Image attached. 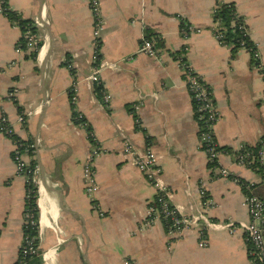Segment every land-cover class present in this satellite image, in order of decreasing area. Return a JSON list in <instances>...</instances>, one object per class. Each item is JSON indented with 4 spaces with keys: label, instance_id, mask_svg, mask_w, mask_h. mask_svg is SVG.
<instances>
[{
    "label": "crops",
    "instance_id": "0c3cea01",
    "mask_svg": "<svg viewBox=\"0 0 264 264\" xmlns=\"http://www.w3.org/2000/svg\"><path fill=\"white\" fill-rule=\"evenodd\" d=\"M219 2L235 4L264 66V0H100L97 50L88 0H6L10 10L36 26L35 58L26 56L28 50L16 52L21 30L3 13L0 0V116L36 147L33 157L24 158L35 160L39 264H123L126 257L139 264H249L243 230L228 232L214 224L247 222L236 178L250 183L262 178L227 151L218 161L230 177L209 171L191 97L173 56L185 51L211 88L218 146L237 150L264 136V76L246 48L232 54L216 38L212 13ZM180 18L199 31L183 35ZM143 34L159 36V58L137 51ZM95 53L108 102L88 80ZM19 109L25 112L23 123L17 121ZM78 115L103 148L94 164L95 201L103 216L84 190L91 141L86 126L75 122ZM125 140L139 153L151 146L162 168L159 180L180 215L204 213L213 224L172 233L163 219L145 224L156 188L123 151ZM13 150L12 138L0 132V264L17 261L23 238L25 178L16 172Z\"/></svg>",
    "mask_w": 264,
    "mask_h": 264
},
{
    "label": "built area",
    "instance_id": "2783aa9c",
    "mask_svg": "<svg viewBox=\"0 0 264 264\" xmlns=\"http://www.w3.org/2000/svg\"><path fill=\"white\" fill-rule=\"evenodd\" d=\"M6 0H1L4 4ZM89 7L93 17V43L94 48L97 50L100 46L99 31L103 25V17L101 14L100 0H88ZM183 22L182 32L185 35L189 34L191 31H199L197 28H193L184 18H180ZM146 27V26H144ZM213 32L216 38L220 41L222 34L217 30L216 24L213 25ZM246 32H249L246 28ZM25 45L22 46L20 42L17 43L16 52H24L25 50L37 51L40 48L39 35L37 32H32L27 29L24 33ZM160 40L158 37H150L147 34H143L138 47V52L148 54L153 57L159 58L156 45ZM221 42V41H220ZM245 48V47H244ZM248 50V49H247ZM253 56L258 59L259 54L257 49H254ZM185 51L180 54L175 60L182 72L183 80L186 84L187 90L190 94L191 101L195 105V112H197V123H198V142L200 148L206 153L209 171L216 177H230L227 168L222 167L219 164V155L222 150L218 149V144L214 136V125L219 117L218 111L215 107L213 94L209 85H207L201 76L196 73L191 64L184 57ZM68 64L70 63L67 61ZM93 71L88 76V80L93 83L100 82L99 72L101 69L99 56L97 53L93 55ZM71 65V64H69ZM262 71V66L257 64ZM264 76V71H262ZM77 99L76 94H72L71 100L75 102ZM102 99L104 102H108L110 99V94L102 89ZM81 118V115H78ZM25 120V112L21 110L18 114L17 121L23 123ZM83 127L86 126V122H79ZM0 132L11 137L15 135L13 126L7 120L5 115L0 116ZM91 142V149L83 165V179H84V190L85 194L91 202V206L95 209L99 216H103L104 213L97 208L95 201V194L98 190V183L95 177V160L103 152L102 146L93 138ZM23 139H12L14 150H13V160L16 166L17 174L25 178V184L29 181V178L36 182L35 179V167L31 168L29 162L25 160V156H32L36 152V147L33 143H24ZM244 145H241L238 149H243ZM123 151L131 156L133 164L147 177L149 181L153 183L156 188L155 200L160 205L159 208L155 204V200L148 206L147 218L145 224H149L153 219H169L168 232L172 233L181 230L185 226H195L199 230L204 229L207 225L210 226L213 223L207 218L204 213H200L198 216L188 218L186 216L180 215L177 209L171 204L169 199V191L165 184L160 182L159 176L162 172V168L159 165L155 153L151 149V146H147L144 152L139 153L136 150L133 142L129 140L124 141ZM258 159L264 162V140L261 141V145L257 151ZM251 157V158H250ZM254 155L251 150L243 149L238 154L234 155L235 162L249 167V164L254 160ZM250 183L249 185H251ZM201 195H203L204 201L208 203V198L205 196V191L203 188L200 190ZM29 191L25 190V198L28 197ZM244 204L247 207L249 220L247 222L233 221L223 222L214 224L218 227L226 229L228 232H233L236 226L243 230L244 238L248 246V256L249 264H264V202L262 199L253 192L252 188L249 187L247 191L244 192ZM31 225H36L37 222L33 218V214L29 209L23 210V226L25 228ZM39 236H30L28 233L23 235L21 243V253L22 257H26L37 253L38 243L36 242ZM199 245H205L203 239H201ZM123 264H139L133 258H124Z\"/></svg>",
    "mask_w": 264,
    "mask_h": 264
},
{
    "label": "trees",
    "instance_id": "16d2710c",
    "mask_svg": "<svg viewBox=\"0 0 264 264\" xmlns=\"http://www.w3.org/2000/svg\"><path fill=\"white\" fill-rule=\"evenodd\" d=\"M2 11L12 22H16L19 25L20 30H21V37L19 39V42L22 46H24L25 38L23 35L25 31L27 29H30L32 32H37L36 26L34 25L33 21L31 19L22 18L15 11L10 10L6 4V1L3 4ZM212 19H213V23L216 24L218 32L222 34V37L220 38L221 43L230 46L232 54H235L239 48L245 47L246 49H248L251 55L250 63L251 64L255 63L256 65L260 64L259 61L253 57V54H254L253 52H254V49H256V46L254 42L252 41V39L250 38L249 32H246V28L248 27L245 23V19L241 14H239L233 2H221V3L219 2L213 10ZM182 27H183V22L181 21V25H180L181 31H182ZM182 34L185 35L184 32H182ZM148 36L150 35L148 34ZM180 53L181 51L174 52L173 53L174 58L179 57ZM26 56L35 58L37 56V51L32 50L28 54H26ZM69 68H70L71 73H73L74 71L73 68L71 66H69ZM262 71H264L263 65H262ZM95 90L98 93V95L102 98V86L97 83L95 86ZM192 106H193L194 117L196 118L197 112H195V105L193 104V102H192ZM20 111L21 109H19V112ZM75 115H77L76 112H74L73 117ZM74 120L76 123L85 121L82 117L79 118L78 116L77 118H74ZM86 131H87L89 140L93 142L94 137L91 133L90 127L87 125H86ZM11 138L20 139L16 135H12ZM262 140H264V136L261 137V139H259L256 144L243 146L244 147L243 149L252 151V154L254 155L253 157L254 160H252V162L249 164V167L260 175V177L262 178L261 181L258 183H252L251 185H249L250 182L245 181L242 178H236V180L241 185L242 190L244 192L247 191L249 187H251L253 192L257 194L264 202V166H263V162H261L257 156V151L261 145ZM22 142L32 143L30 140H22ZM218 149L222 151H227L233 154V157L235 154H238L241 150H243V149L231 150L227 147H221V146H218ZM29 165L31 168H34L35 160H31ZM25 190L29 191V194H28L29 196L26 197L24 200V211L26 209H29L32 212L33 218L37 222V226L31 225L28 228H25V226H23V235L28 233L30 236H36V235L39 236L37 185L36 183H34L31 177L29 178V181L25 184ZM155 204H157V207L159 208L160 205L157 203L156 200H155ZM162 221H163V224L165 225L166 230L168 231V224L170 220L164 219ZM38 241L39 240H37L36 242L38 243ZM39 262H40L39 249L37 253L35 254L22 257L21 247H20L17 261L14 264H39Z\"/></svg>",
    "mask_w": 264,
    "mask_h": 264
}]
</instances>
